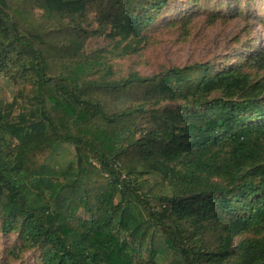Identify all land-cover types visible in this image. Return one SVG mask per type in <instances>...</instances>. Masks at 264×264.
Instances as JSON below:
<instances>
[{
	"label": "trees",
	"instance_id": "16d2710c",
	"mask_svg": "<svg viewBox=\"0 0 264 264\" xmlns=\"http://www.w3.org/2000/svg\"><path fill=\"white\" fill-rule=\"evenodd\" d=\"M173 1L0 0V75L28 90L0 112V232L42 264H264V238L238 240L264 234V79L245 71L264 48L119 78ZM97 36L111 44L85 53ZM60 143L77 158L55 171Z\"/></svg>",
	"mask_w": 264,
	"mask_h": 264
},
{
	"label": "rangeland",
	"instance_id": "374dc122",
	"mask_svg": "<svg viewBox=\"0 0 264 264\" xmlns=\"http://www.w3.org/2000/svg\"><path fill=\"white\" fill-rule=\"evenodd\" d=\"M41 12H38L40 14ZM183 16L182 18H180ZM172 21L168 24V21ZM96 25L94 18L87 22ZM86 24V23H85ZM160 27H150L147 43L142 51L122 60L121 78L138 73L150 77L162 73L167 68L185 67L194 63H210L216 69L244 62L243 55L255 44L264 48V0H174L170 13L159 22ZM106 32L110 28L105 29ZM111 44L105 36L89 39L85 53H92ZM252 73V80L264 79V70L245 67ZM7 77L0 75V112H7L11 104L17 102L13 116L25 110L26 102L19 97L28 90L15 87ZM24 90V92H23ZM16 96H19L18 98ZM174 106V105H173ZM152 127L150 118L142 120L138 132H146ZM77 158L76 148L60 143L53 151L49 164L55 171H61ZM136 184L143 185L142 191L170 195L168 186L160 188L161 178L154 174H136ZM158 205V202H154ZM82 216L85 214L82 212ZM263 239L247 233L238 238ZM16 233L0 232V264H42L40 248L20 249ZM228 264H243L239 256H233Z\"/></svg>",
	"mask_w": 264,
	"mask_h": 264
},
{
	"label": "built area",
	"instance_id": "2783aa9c",
	"mask_svg": "<svg viewBox=\"0 0 264 264\" xmlns=\"http://www.w3.org/2000/svg\"><path fill=\"white\" fill-rule=\"evenodd\" d=\"M122 179H126V176H123Z\"/></svg>",
	"mask_w": 264,
	"mask_h": 264
}]
</instances>
